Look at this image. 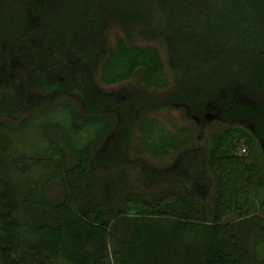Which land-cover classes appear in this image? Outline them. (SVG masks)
I'll return each mask as SVG.
<instances>
[{"label":"trees","instance_id":"trees-1","mask_svg":"<svg viewBox=\"0 0 264 264\" xmlns=\"http://www.w3.org/2000/svg\"><path fill=\"white\" fill-rule=\"evenodd\" d=\"M261 189L264 0H0V264H264Z\"/></svg>","mask_w":264,"mask_h":264},{"label":"rangeland","instance_id":"rangeland-1","mask_svg":"<svg viewBox=\"0 0 264 264\" xmlns=\"http://www.w3.org/2000/svg\"><path fill=\"white\" fill-rule=\"evenodd\" d=\"M122 35V32L120 30V28L117 25H112L108 31H107V39L108 42L110 44H114L116 39ZM137 44L139 45H154L155 47H157L161 59L164 63V76L167 78L168 80V85L167 88L164 90H160L158 91L156 94H163L166 91H171V89H173V86L175 84L174 82V77L173 74L167 64L166 61V54H165V49H164V45L162 44V42L160 41H156V42H146L143 41L141 39L137 40ZM97 81L103 86L104 89L107 90H114L116 88H119L121 86H126L130 83H133L134 80H128L125 82H121V83H115V84H111V85H106L100 82L99 80V76H97ZM65 101L63 99H60L57 103H56V107H60L62 105V103H64ZM149 116H154L156 117V119L158 121H160L167 129H169L171 132H174V130L178 129V128H187L190 130L192 137L194 138V140L196 139L198 143L203 144V143H208L209 139H210V135L211 132L213 130L219 129L220 123L215 120V121H210L209 123H206L204 125V127H199L194 125L193 122H191L190 119H186L185 117L182 116L181 112L176 109V108H165L162 110H156L155 112H149L148 113ZM51 120H59V121H66L67 120V114L63 113L62 111H57V112H53V113H49L48 115H43L40 116L39 118H37V120H35L32 125H28L25 127H22L21 131L18 133V137H19V142H21V144L19 146H17V151L21 152L22 150L24 152H27L28 154L31 153L33 151V147H32V143L35 140H39V134L38 131L40 129V127L44 124H46V122H50ZM14 149V148H13ZM15 150V149H14ZM243 151L242 149H240V152ZM256 155H262L263 156V148L261 145L257 146L256 149ZM174 155L172 153L164 156L163 158H159V159H155L153 160V163L155 166H164L166 164H169L172 160H173ZM260 195H264V190L261 189ZM51 264H67L64 262L63 259L58 258V259H52L50 262ZM36 264V263H33Z\"/></svg>","mask_w":264,"mask_h":264},{"label":"flooded vegetation","instance_id":"flooded-vegetation-1","mask_svg":"<svg viewBox=\"0 0 264 264\" xmlns=\"http://www.w3.org/2000/svg\"><path fill=\"white\" fill-rule=\"evenodd\" d=\"M215 116H217V115H212V116H206L209 120H211V119H214L215 118ZM201 120H203V119H201V117L199 118V117H196V122L197 123H199V124H201Z\"/></svg>","mask_w":264,"mask_h":264},{"label":"built area","instance_id":"built-area-1","mask_svg":"<svg viewBox=\"0 0 264 264\" xmlns=\"http://www.w3.org/2000/svg\"><path fill=\"white\" fill-rule=\"evenodd\" d=\"M242 150H243V151H245V149H244V148H243Z\"/></svg>","mask_w":264,"mask_h":264}]
</instances>
